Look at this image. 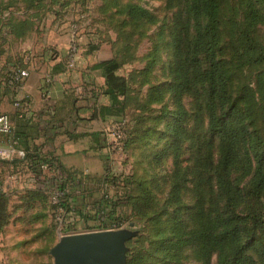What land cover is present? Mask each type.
<instances>
[{"label":"trees","instance_id":"obj_1","mask_svg":"<svg viewBox=\"0 0 264 264\" xmlns=\"http://www.w3.org/2000/svg\"><path fill=\"white\" fill-rule=\"evenodd\" d=\"M179 1L180 29L169 35L172 80L151 87L147 96V103L152 104L160 102L162 93L168 91L174 106L170 115L165 112L158 117L159 121L167 118L164 124L167 140L161 153L170 152L173 162L169 191L162 207L150 213L155 230L153 240L147 249H132L126 264L151 261L180 264L181 253L186 248H193L202 264H210L213 255L216 264H264V48L257 36V26L264 23L258 7L264 9V0H239L241 21L231 15L226 20L227 46L222 44L220 34L223 0ZM45 2L35 0L32 6L65 9L70 2L82 3L81 0ZM114 9L124 15L123 26L127 23L134 28L151 20L149 13L134 4H115ZM27 12L17 20H10V13L8 17L4 13L0 15V24L7 21L3 26L8 27L2 30L16 39L25 38L34 31V22L40 20L37 13ZM225 51L228 56L224 55ZM19 62L13 69L27 67L24 58ZM153 64L152 59L147 62L144 73ZM119 68L116 59L91 66L104 79L99 91L106 99V104L98 106L94 99L92 120L124 116L129 89L125 78L117 75ZM186 97L194 102L196 118L203 113L207 117V135H202V141L196 137L190 146L194 153L189 168L181 167L180 162L183 143L191 138L185 129L187 112L183 100ZM127 123L125 147L132 141ZM10 139L18 143L19 138L13 133ZM23 151V158L0 162V166L22 163L19 165L27 167L35 179V191H62L66 211L76 216L71 230L86 231L88 222L94 218H102V224L114 218V208L102 198L91 204L77 205L75 201L72 204L77 199L73 196L75 188L85 191L81 180L74 173H65L59 163L38 149ZM43 164H48L46 172L41 169ZM57 171L62 173L61 177ZM235 172H240L241 179H248L240 185L239 179L233 177ZM136 185L140 197L134 199L138 204L135 211L144 215L142 210L153 201L144 181ZM184 191L192 194L189 207L184 203ZM4 212L1 204L0 214ZM183 218L190 223L186 225ZM3 221L4 217H0V224Z\"/></svg>","mask_w":264,"mask_h":264},{"label":"rangeland","instance_id":"obj_2","mask_svg":"<svg viewBox=\"0 0 264 264\" xmlns=\"http://www.w3.org/2000/svg\"><path fill=\"white\" fill-rule=\"evenodd\" d=\"M34 1L0 0V15L4 13L8 17L7 13H10V20L22 19L24 11L37 13L41 17L39 21L34 22V33L29 32V35L23 39H16L5 33L8 27L5 28L3 25L7 21L0 24V57H5V51L8 55L7 59L4 58L2 75L10 89L8 76L11 71L8 64L20 58L23 43H27V38H30V41L32 39V43L34 41L40 44L43 39L53 43L55 36L60 34L66 36L65 63H67V52L72 42L73 31L76 46L74 67L81 63L82 70L93 71L91 69L93 63L116 59L120 63L117 75L126 80L129 92L123 116L125 119L106 118L113 125L125 123V138L122 145L113 137L109 138L107 153L110 154L111 169L108 166L105 169L103 165L102 170L101 164L98 169L99 179L103 177L108 180L103 183H100L101 180L98 183L96 181L88 183L87 188L90 189L91 194L86 195L89 203L101 198L108 201L115 210V216L105 222L107 225L102 224L101 219L94 218L93 221L88 222L86 231L79 232L110 230L134 233V236L125 242L126 264L132 249L142 247L147 249L148 243L153 240L155 230L150 220V213L162 207L169 191L173 162L169 156L170 152L161 153L167 140L164 134L167 118L159 121L158 117L165 112L170 115L174 106L168 91L162 93L160 102L152 104L147 103V96L151 87L168 84L172 80L170 67L173 57L169 35L179 32V21L182 18L181 3L179 0H81L82 3L70 2L65 9H61L58 6L46 5L44 8L39 6L33 8ZM115 4L139 6L151 15V20L146 21V24L141 22L134 28L128 27L126 22L123 26L124 15L115 12ZM258 9L264 18V9L262 7ZM221 12V42L227 46L226 20L231 15L236 21H241L239 0H223ZM257 36L264 48V23L257 26ZM55 54L57 52H52L50 57ZM224 55L228 56V53L225 51ZM151 59L154 64L148 73H144L146 64ZM183 104L187 112L185 129L191 138L183 143L180 162L181 167L189 168L194 153L190 146L196 137L202 141L204 140L202 135H207V117L204 113L200 118L195 117V106L190 97L184 98ZM127 121L130 124L132 141L130 140L131 142L125 147L129 130ZM213 148L216 158L215 141ZM0 169V183L4 186V193L0 197V208L1 204L5 207V212L0 214V217H4L3 224H0V264H53L49 251L63 236L72 235L69 234L70 226H67L71 214L64 210L60 212L51 204L52 193L35 191V179L25 167L18 164L14 168H9L4 165L0 166ZM233 177L239 179L240 185L248 179H241L240 172H235ZM138 181L145 182L153 201L146 210H142L144 215L137 213L134 207L138 205L134 199L140 197V190L136 185ZM183 195H185L184 203L189 207L192 203V194L184 191ZM184 221L186 225L190 223L188 219ZM202 263L203 261L196 258L193 248L182 251L180 264ZM209 263L216 264L214 255ZM145 264L158 263L151 261Z\"/></svg>","mask_w":264,"mask_h":264},{"label":"crops","instance_id":"obj_3","mask_svg":"<svg viewBox=\"0 0 264 264\" xmlns=\"http://www.w3.org/2000/svg\"><path fill=\"white\" fill-rule=\"evenodd\" d=\"M61 35H54L53 43L46 42V39L40 44L32 43V39L27 38L20 58L8 64L11 71L24 58L30 72L22 90L28 103L21 117L13 106L16 97L2 75L7 52L5 57H0V113L9 115L13 122V133L20 139L17 149H38L42 155L59 163L65 173H74L85 186V191L76 187L73 196L77 199L72 201L77 205L91 204L86 199L91 192L88 183L102 182L103 177H98L100 164L102 170L104 166L111 169L107 148L110 142L108 132L113 123L106 118L91 119L94 99H97V106L106 104L99 91L104 79L97 70H82L81 63L76 64L75 69L66 67V36ZM52 52L57 54L51 58ZM10 140V137H2L0 144H9ZM4 165L15 167L13 164Z\"/></svg>","mask_w":264,"mask_h":264},{"label":"water","instance_id":"obj_4","mask_svg":"<svg viewBox=\"0 0 264 264\" xmlns=\"http://www.w3.org/2000/svg\"><path fill=\"white\" fill-rule=\"evenodd\" d=\"M134 233L100 231L63 236L49 251L53 264H125V242Z\"/></svg>","mask_w":264,"mask_h":264},{"label":"built area","instance_id":"obj_5","mask_svg":"<svg viewBox=\"0 0 264 264\" xmlns=\"http://www.w3.org/2000/svg\"><path fill=\"white\" fill-rule=\"evenodd\" d=\"M72 42L69 48L68 53V59L66 63V67L68 69H73L74 63H75V56H76V46L74 42V31L72 33ZM27 63V62H24ZM30 75V72L28 68L25 69H12L10 72V75L8 76V84L11 86V89L14 93L15 101L13 103L14 108L16 109V113L21 117L26 109L27 103H28V97L24 94L22 95V90L24 87V84L26 80L28 79ZM126 125L125 123L116 124L113 125L110 131L108 132L110 137H113L114 140L119 144L122 145L123 139L125 138V131ZM14 125L11 121V118L7 114H0V138L2 137H10L13 134ZM18 143L17 141L11 139L9 144H0V162H10L17 158H23L25 156V153L21 149H17ZM42 171H45L48 169V164H43L41 166ZM58 177H61V173L57 171ZM4 193V186L0 183V197ZM51 199L50 202L52 205H54L57 210L60 212L66 211V202L64 198V193L62 191H54L51 192ZM71 214L70 222L67 224V226H70L69 234H80L79 232H76L74 230H71L73 227V224L76 220V216L72 212H68ZM102 219V218H101ZM66 226V227H67ZM114 227V226H113ZM110 231V230H109Z\"/></svg>","mask_w":264,"mask_h":264}]
</instances>
